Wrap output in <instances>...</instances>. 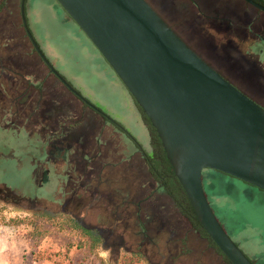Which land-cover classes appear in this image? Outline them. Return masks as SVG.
Segmentation results:
<instances>
[{
	"label": "rangeland",
	"instance_id": "1",
	"mask_svg": "<svg viewBox=\"0 0 264 264\" xmlns=\"http://www.w3.org/2000/svg\"><path fill=\"white\" fill-rule=\"evenodd\" d=\"M147 1L159 9L153 0ZM164 4L175 16H164L166 21L188 45L193 41L179 29L178 22L193 27L198 23L213 44L230 48L234 55L243 54V62L264 78L263 13L239 0H164ZM18 6V1L6 3L0 11V226L13 228L31 240L36 264H98L92 257L94 248L90 253L72 248L78 237L68 214L76 217L72 185L79 181L55 178L44 163L47 136L60 138L57 122H90L93 116L59 81L49 77L25 37ZM24 17L42 54L69 86L150 150L148 131L134 105L129 106L128 93L55 1L24 0ZM224 30L228 31L226 36ZM75 137L73 131L63 142ZM59 165V161L53 164ZM202 187L229 239L252 264H264V192L210 170L202 171ZM189 228L182 226L180 242L166 245L172 251L162 253L176 258L160 259L151 250L142 257L123 255L118 247L125 245L111 239L104 244L110 246L107 263L223 264L207 242Z\"/></svg>",
	"mask_w": 264,
	"mask_h": 264
},
{
	"label": "water",
	"instance_id": "2",
	"mask_svg": "<svg viewBox=\"0 0 264 264\" xmlns=\"http://www.w3.org/2000/svg\"><path fill=\"white\" fill-rule=\"evenodd\" d=\"M126 90L154 130L197 222L230 264H252L216 220L202 171L264 192V110L194 53L145 0H54ZM254 9L264 8L241 0ZM21 27L34 54L74 97L32 38L19 0Z\"/></svg>",
	"mask_w": 264,
	"mask_h": 264
},
{
	"label": "crops",
	"instance_id": "3",
	"mask_svg": "<svg viewBox=\"0 0 264 264\" xmlns=\"http://www.w3.org/2000/svg\"><path fill=\"white\" fill-rule=\"evenodd\" d=\"M17 1L19 3V0H0V4L4 7L6 3ZM2 70L0 65V74ZM31 87L35 89L33 85ZM82 104L92 113V120L57 122L60 138L55 139L52 134L47 136L44 163L55 178L79 181L72 185H75L73 207L76 217L68 216L79 231L84 230L87 234L83 237L86 241L90 233L91 240L98 244L92 257L97 258L98 264H109L110 246L104 244L114 239L125 245L118 247L119 251L123 250V255L142 257L143 252L151 250L160 259L176 258L177 255L162 254L164 250L172 251L166 245L180 242L182 226L188 225L194 230L148 172L144 154L149 150L136 139L133 143V137L108 115L96 111L90 104ZM129 106L133 107L131 98ZM73 131L76 137L64 143L66 135ZM118 133L120 136L116 135ZM56 161L60 162L59 166H53ZM187 232L184 230V234ZM133 245V252V248L127 249ZM0 264H36L31 240L13 228L0 226Z\"/></svg>",
	"mask_w": 264,
	"mask_h": 264
},
{
	"label": "flooded vegetation",
	"instance_id": "4",
	"mask_svg": "<svg viewBox=\"0 0 264 264\" xmlns=\"http://www.w3.org/2000/svg\"><path fill=\"white\" fill-rule=\"evenodd\" d=\"M145 1L194 53H196L203 61L209 64L217 73H219V75L223 79H225L237 91H239L241 94H243L245 97L253 101L256 105H258L264 110V78L260 71L255 69L253 66L249 67V65H246V63L243 62V54H239L238 52V55H234L232 53L233 51H231L230 48H228V51L227 48L222 49L220 46L213 44L212 40L203 34V30L206 29L202 26H199L198 23L196 25L198 27H193L191 25H184L181 22H178L179 29H181V31L185 34L188 39L193 41V45H188L187 41L184 40L179 35V33L175 31L174 27L170 25L168 21H166L167 18L173 19L175 16L173 17V12L167 9L166 5L164 4V0H153L154 3H156L158 8L160 9H157L158 11L154 9L153 6L150 5L147 0ZM251 1L264 8V0H259L263 6L254 2L253 0ZM241 2L244 5L249 6L243 1ZM254 10L260 12L256 9ZM164 16H166L167 18ZM219 24L220 26L222 25L221 22ZM227 26V29L229 30V25ZM226 32L228 31L226 30L225 32H223L225 36L228 34ZM221 34L222 33L218 32V35ZM226 42V45L229 46L230 42Z\"/></svg>",
	"mask_w": 264,
	"mask_h": 264
},
{
	"label": "trees",
	"instance_id": "5",
	"mask_svg": "<svg viewBox=\"0 0 264 264\" xmlns=\"http://www.w3.org/2000/svg\"><path fill=\"white\" fill-rule=\"evenodd\" d=\"M254 2L260 4L259 0H253ZM3 7V4H0V11ZM133 102V100H132ZM133 105L137 112L140 115V118L146 127L148 134H149V152L144 154L145 163L148 168V172L152 176V178L155 180V182L165 191V193L173 200L175 203L179 213L182 217H184L190 224L191 228L194 230V232L202 239H204L207 242V245L209 248H211L216 255H218L222 261L223 264H230L228 260L220 254V252L217 250L215 245L209 240V238L206 236L205 232L199 225V223L196 220V217L194 215V212L188 203V200L186 199L182 189L180 188L178 182L173 177L171 168L165 158V155L163 153V150L160 147V142L154 132V130L150 127L147 118L141 113L140 109L135 105L133 102ZM133 143H136L134 138H131ZM73 227L77 231V240L75 241V244L72 246L73 249L78 250V248L83 249L84 252L90 253L92 252V249L95 248L96 242H93L91 240V235L89 233V236L87 238V241L83 238L85 234L84 230L79 231V228L74 225V222L72 221ZM31 238V237H29ZM84 239V240H82ZM69 243V242H68ZM98 245V244H97ZM34 261H37L36 259H33ZM251 262V261H250ZM252 263V262H251Z\"/></svg>",
	"mask_w": 264,
	"mask_h": 264
}]
</instances>
